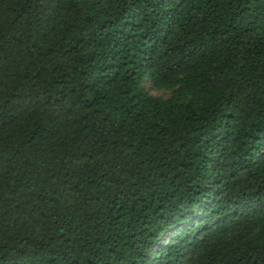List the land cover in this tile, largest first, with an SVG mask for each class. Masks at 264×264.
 <instances>
[{
    "label": "trees",
    "instance_id": "obj_1",
    "mask_svg": "<svg viewBox=\"0 0 264 264\" xmlns=\"http://www.w3.org/2000/svg\"><path fill=\"white\" fill-rule=\"evenodd\" d=\"M0 264H264V0H0Z\"/></svg>",
    "mask_w": 264,
    "mask_h": 264
},
{
    "label": "rangeland",
    "instance_id": "obj_2",
    "mask_svg": "<svg viewBox=\"0 0 264 264\" xmlns=\"http://www.w3.org/2000/svg\"><path fill=\"white\" fill-rule=\"evenodd\" d=\"M146 87L149 93L156 97L169 98L172 94V90L155 88L149 81L146 82Z\"/></svg>",
    "mask_w": 264,
    "mask_h": 264
}]
</instances>
